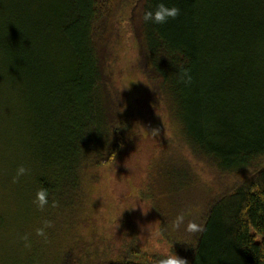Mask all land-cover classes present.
I'll return each mask as SVG.
<instances>
[{
	"label": "trees",
	"instance_id": "16d2710c",
	"mask_svg": "<svg viewBox=\"0 0 264 264\" xmlns=\"http://www.w3.org/2000/svg\"><path fill=\"white\" fill-rule=\"evenodd\" d=\"M160 3L178 7L179 16L144 22ZM122 7L149 82L191 154L223 175L252 170L209 192L178 151L152 161L142 196L170 254L188 264H264V0H0V90L7 85L35 112V192L47 189L52 214L54 200L63 204L79 191L84 167L110 165L127 144L132 124L114 112L101 48L117 38ZM181 66L190 84L179 82ZM180 213L205 231L174 230ZM122 229L129 241L120 253H81L77 245L61 264H158L162 258L141 251L133 225Z\"/></svg>",
	"mask_w": 264,
	"mask_h": 264
},
{
	"label": "rangeland",
	"instance_id": "374dc122",
	"mask_svg": "<svg viewBox=\"0 0 264 264\" xmlns=\"http://www.w3.org/2000/svg\"><path fill=\"white\" fill-rule=\"evenodd\" d=\"M118 18L117 38L101 48L115 100L114 112L132 124L127 144L110 165L84 167L79 191L54 207L52 214L50 209L38 210L33 203L39 152L35 112L25 97H18L7 85L2 87L5 92L0 90V264H61L66 252L77 245L82 247L81 253L104 247L120 253L128 236L122 228L129 224L135 227V241L147 256L160 259L170 254L171 246L159 229V217L150 200L142 196L147 169L166 149L185 156L199 188L209 192L240 183L252 173L245 169L223 175L191 154L181 141L180 127L167 101L149 82L138 38L129 27V9L122 7ZM8 92L15 96V102L6 101ZM154 129L157 135L152 133ZM21 165L30 172L13 183ZM45 220L54 225L45 230L47 241L35 234ZM25 234L30 248L20 239Z\"/></svg>",
	"mask_w": 264,
	"mask_h": 264
},
{
	"label": "clouds",
	"instance_id": "9594fccd",
	"mask_svg": "<svg viewBox=\"0 0 264 264\" xmlns=\"http://www.w3.org/2000/svg\"><path fill=\"white\" fill-rule=\"evenodd\" d=\"M180 14V9L178 7H167L165 4L160 3L156 6V9L154 11H146L143 14V21L144 22H151L156 25H162L168 22L169 19H175L179 16ZM179 82L183 83L185 85L190 84L192 81V76L190 74V69L184 68V67H179ZM152 133L154 135L158 134V130H153ZM30 172V169L24 167L23 165L19 166L16 170V174L13 177V183H18L20 178L23 176L28 175ZM49 193L46 188H41L40 190L37 191L36 193V198L33 201V203L36 205L37 209L40 211H44L46 206L49 204L48 200ZM52 207H58V202L53 201L52 202ZM144 212V211H143ZM145 214L147 212H144ZM185 214L180 213L176 216L175 220L172 222V228L174 230H179L181 226H184V231L190 235H197L201 234L205 231V226L203 224H198L193 220H189L187 224H185ZM54 225L51 221L45 220L43 222L42 227H38L35 230V234L38 237H43L45 241H47V234H46V229L52 228ZM159 236L160 234L157 233ZM20 239L24 242V247L30 248L31 243L29 242V236L28 234H25L20 237ZM158 264H188V261L186 259L178 257L176 254H168L165 255L164 258L160 259L158 261Z\"/></svg>",
	"mask_w": 264,
	"mask_h": 264
}]
</instances>
